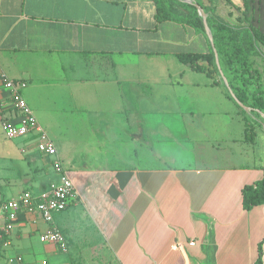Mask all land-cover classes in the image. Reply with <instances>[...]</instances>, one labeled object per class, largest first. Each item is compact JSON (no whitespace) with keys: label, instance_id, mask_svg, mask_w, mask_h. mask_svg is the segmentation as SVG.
Listing matches in <instances>:
<instances>
[{"label":"crops","instance_id":"crops-1","mask_svg":"<svg viewBox=\"0 0 264 264\" xmlns=\"http://www.w3.org/2000/svg\"><path fill=\"white\" fill-rule=\"evenodd\" d=\"M201 2L207 18L236 24L227 6ZM155 9L153 0H0V115H14L5 76L26 84L21 96L49 137L63 142L77 127L76 142L107 153L103 166L64 168L75 197L53 225L67 253L38 241L45 224L19 219L5 252L24 264H100L104 253L115 264H253L261 241L264 264V204L244 211L241 196L264 178V122L256 119L253 142L245 141L236 106L213 84L223 73L209 78L177 59L207 53L209 41L189 26L157 23ZM218 105L222 115L213 118ZM229 125L239 131L228 135ZM164 133L178 147L201 144L192 167L146 165L164 157ZM24 143L19 153L33 168L24 183L45 189L57 177L36 175L51 161ZM13 158L1 146L0 201L19 193Z\"/></svg>","mask_w":264,"mask_h":264},{"label":"trees","instance_id":"trees-1","mask_svg":"<svg viewBox=\"0 0 264 264\" xmlns=\"http://www.w3.org/2000/svg\"><path fill=\"white\" fill-rule=\"evenodd\" d=\"M155 3V21H173L191 27L195 33L207 39L203 22L194 6L178 0H153ZM205 14L211 10L202 5L201 0H194ZM209 4L219 3L227 6L238 14L236 24L229 25L210 16L206 19L211 30L213 47L216 53L224 56L225 66L229 73V90L244 106L251 109V113H264V92L262 89V77L260 72L253 68L247 53H252L264 61V0H206ZM237 1V2H236ZM178 14V15H176ZM225 37V39H224ZM208 40V39H207ZM233 43L232 50L222 55L219 45L222 41ZM239 42V43H238ZM177 59L180 63L192 71L203 73L209 78L218 74L219 69L215 63L212 48L205 54H179ZM221 86L225 96L237 107L240 113L246 115L231 98L221 78L213 82ZM251 89V91H249ZM245 141L253 142L255 129L258 122L244 116ZM248 118V120H247ZM242 209L248 211L254 206L264 204V178L252 184L244 185L241 189ZM262 243L257 247V257L253 264L262 263Z\"/></svg>","mask_w":264,"mask_h":264},{"label":"built area","instance_id":"built-area-1","mask_svg":"<svg viewBox=\"0 0 264 264\" xmlns=\"http://www.w3.org/2000/svg\"><path fill=\"white\" fill-rule=\"evenodd\" d=\"M2 85L7 90L14 109L12 117L0 115V130L9 140L23 138L33 144L41 155L52 158L50 166L57 175L45 189L23 190L17 197L0 202V264H24L21 255H8V237L21 217H27L35 225L39 221L47 226L40 232L38 241L53 245L60 253L69 251L65 234L53 225L54 216L65 211L73 202L75 194L68 172L62 167L54 142L39 125L36 117L21 96L24 82H13L2 76ZM24 149L21 150L24 153Z\"/></svg>","mask_w":264,"mask_h":264},{"label":"rangeland","instance_id":"rangeland-1","mask_svg":"<svg viewBox=\"0 0 264 264\" xmlns=\"http://www.w3.org/2000/svg\"><path fill=\"white\" fill-rule=\"evenodd\" d=\"M178 15V14H176ZM207 19V18H206ZM225 39V37H224ZM239 43V42H238ZM232 44L231 42L228 41H222L219 45V49L220 52L223 54L226 53H230L232 50ZM248 59L251 62V65L253 68L257 69L262 77V89L264 92V61L252 54V53H247ZM217 60H218V69L223 73V77L226 79V81L228 82L230 79L229 73L227 71V68L225 66V59L224 56H220L217 54ZM200 78H204V77H200ZM249 91H251V89H249ZM231 102V101H230ZM228 103L229 107L231 108L234 104ZM233 104V105H232ZM237 108V107H236ZM223 107L218 105V109L214 108L215 112H214V116L215 117H220V115H222V113L219 112V110H222ZM238 113L240 114L241 118H245L244 116H247L250 120H261L262 122H264V113H257V112H253V113H246V115L242 114L239 112V110L237 109ZM247 118V120H248ZM246 119V118H245ZM243 119V120H245ZM43 128V127H42ZM50 130L52 132V135L55 134L57 136V134L60 136L61 138V128L59 126H50ZM228 129V135L233 134L235 135L238 131H239V127H238V131H237V127L234 125H229L227 127ZM43 130L47 133V135L49 136L50 134H48V132L43 128ZM77 130V127H73L68 129V131H71L70 133V137H63V142H61V139H57V138H53L50 137V139L54 142L57 151H59L58 153V158L61 162V165L63 168L65 169H74L75 167L79 166V167H85V168H95V167H99V166H103L107 163V157H105V155H107V153L101 149L98 144H95L94 142H76V139H78L79 137H77V134L75 133V131ZM190 130V128H188V131ZM3 133H0V149L1 146H7L10 148V150L13 151L14 154V158L11 160H7L10 164H14L19 171L17 172L15 170L14 175H17V177L19 176V178H17V181L20 180V182L17 184V190L19 191L18 195L23 191V190H31V191H35V189L29 187L28 185H26L24 183V180H27L28 178L31 179L32 175H33V168L32 166H28L26 161L21 158V153L20 149L22 147L25 146L24 143V139L23 138H19V139H15V140H7L3 135ZM68 134V133H67ZM213 137V136H211ZM66 139V140H65ZM161 139L163 141V143H159V146H163L165 148L164 151V157H162L159 153L158 156L160 157V159H147L146 160V165L149 166H153V167H157L158 166H162L164 165L163 163H166L167 165H171L172 167H189V166H193V163L195 160H193L191 158V156H193V153L195 154H200L199 152L201 151L199 149L201 144H197L195 145V147L193 148V143L192 142H188L186 143L185 141H187L186 139L184 140H179V141H184L185 143H180L179 147L178 144L174 142H176L178 139L170 137V135L167 134H162ZM87 140V139H86ZM217 139L213 138V141H216ZM65 141V142H64ZM214 143V142H213ZM217 142V144L215 145V147H219V145H221V148L226 147L228 144L224 143H220ZM152 145L155 144H148L149 147H151ZM204 145V144H202ZM156 146V145H155ZM183 146V147H182ZM103 147V145H102ZM60 150L62 151V153L60 152ZM154 150V149H153ZM151 150L150 152V156L156 155V152L154 154V151ZM224 152H226L227 150L224 149ZM171 155V156H169ZM43 156V155H42ZM169 156V158H165ZM48 158V157H47ZM50 161L52 160V158H48ZM6 159H4L5 161ZM145 161V160H144ZM217 162V160H215ZM140 163V161L134 160L133 163ZM1 163H2V159H1ZM4 163V162H3ZM2 166V164H1ZM3 167V166H2ZM20 174V175H19ZM54 171L53 169L49 168V170L47 171V173H40L38 175H36V178L40 177L43 179V181L47 182L51 179H53L54 177ZM55 176L57 177V175L55 174ZM9 193L4 192V200L5 201L7 199H11L8 197H12L9 196ZM17 195V196H18ZM15 196V197H17ZM55 217V216H54ZM94 258V257H93ZM95 259H98L96 262H100V264H115L114 262L112 263V260L109 258V256L104 253V255L102 256L101 254L99 256H97ZM87 262H89V260H87ZM104 262V263H103Z\"/></svg>","mask_w":264,"mask_h":264},{"label":"water","instance_id":"water-1","mask_svg":"<svg viewBox=\"0 0 264 264\" xmlns=\"http://www.w3.org/2000/svg\"><path fill=\"white\" fill-rule=\"evenodd\" d=\"M178 1L183 2V3H185V4H188V5H192V6H194V7L196 8L198 15H199L200 18L202 19L203 27H204V32H205V35H206V37H207V39H208V41H209V43H210V45H211V47H212V51H213V53H214V57H215V63H216V65H217V67H218L217 53H216L215 48L213 47L212 33H211V30H210V28L208 27L207 22H206V18H207L206 14L203 12V10H202L199 6L195 3L194 0H178ZM219 72H220V70H219ZM222 81H223L225 87L227 88V90H228V92H229L231 98L233 99V101H234V102H235V103H236V104H237L242 110H244L246 113H250V112H251V109L248 108V107H246V106H244L241 102H239L238 99H237V98L233 95V93L229 90L228 83H227L226 79H225L223 76H222Z\"/></svg>","mask_w":264,"mask_h":264}]
</instances>
